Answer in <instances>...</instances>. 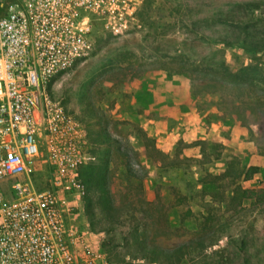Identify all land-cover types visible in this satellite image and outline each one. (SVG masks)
Instances as JSON below:
<instances>
[{
	"label": "rangeland",
	"instance_id": "obj_1",
	"mask_svg": "<svg viewBox=\"0 0 264 264\" xmlns=\"http://www.w3.org/2000/svg\"><path fill=\"white\" fill-rule=\"evenodd\" d=\"M121 11L46 87L106 166L115 209L94 175L76 232L110 264H264V0Z\"/></svg>",
	"mask_w": 264,
	"mask_h": 264
},
{
	"label": "built area",
	"instance_id": "obj_2",
	"mask_svg": "<svg viewBox=\"0 0 264 264\" xmlns=\"http://www.w3.org/2000/svg\"><path fill=\"white\" fill-rule=\"evenodd\" d=\"M123 1L0 0V264H110L74 228L78 169L94 156L46 87L88 56L93 32L118 31L106 18Z\"/></svg>",
	"mask_w": 264,
	"mask_h": 264
},
{
	"label": "trees",
	"instance_id": "obj_3",
	"mask_svg": "<svg viewBox=\"0 0 264 264\" xmlns=\"http://www.w3.org/2000/svg\"><path fill=\"white\" fill-rule=\"evenodd\" d=\"M96 176L97 178V187L100 192V195L103 200V206L107 212L115 211L114 207H112L111 200H110V194H109V189H108V184H107V177H106V166H102L100 169H97L96 166L92 164V162H88L86 164H83L82 166L79 167L78 169V176L81 180V182L84 185L85 193L83 196L87 198V189L88 186L90 185L91 179L93 176ZM234 190H231L233 192ZM244 194V193H243ZM90 200L87 198V204L90 205ZM139 245V252H144L146 246L140 242H138ZM137 248V247H136ZM147 250V249H146ZM162 254L164 255H170L169 253L165 251H161ZM172 253V252H170ZM169 256V257H170ZM181 257V255H180ZM177 260V259H176Z\"/></svg>",
	"mask_w": 264,
	"mask_h": 264
}]
</instances>
